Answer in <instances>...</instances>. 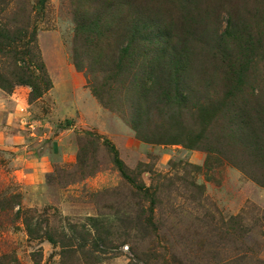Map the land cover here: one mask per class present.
I'll list each match as a JSON object with an SVG mask.
<instances>
[{
  "label": "rangeland",
  "instance_id": "374dc122",
  "mask_svg": "<svg viewBox=\"0 0 264 264\" xmlns=\"http://www.w3.org/2000/svg\"><path fill=\"white\" fill-rule=\"evenodd\" d=\"M133 19L171 34L189 63L157 89L193 103L133 115L111 77ZM40 66L52 88L30 100L14 75L42 89ZM0 77L52 166L38 184L0 146V264H264V0H0ZM74 225L88 262L47 238Z\"/></svg>",
  "mask_w": 264,
  "mask_h": 264
},
{
  "label": "trees",
  "instance_id": "16d2710c",
  "mask_svg": "<svg viewBox=\"0 0 264 264\" xmlns=\"http://www.w3.org/2000/svg\"><path fill=\"white\" fill-rule=\"evenodd\" d=\"M42 1L45 2L46 0ZM147 22L143 23V25L147 26ZM130 24L131 27L128 31V34L125 36V40L123 41V48L121 51L119 50V56L116 60L117 62L113 64V69L110 70L114 74V76L111 74V77L116 76L118 82L123 83L126 86H134L132 88L133 93H135L134 96L137 94L136 97L138 102L142 103L143 107L140 106L139 103H136V105L133 106V115L138 116L137 119H141V115H143V113L146 111L145 104L148 102H152L156 105L157 103H165L167 100L171 99L173 100L171 103H179L180 105L193 103L194 98H190V96L184 97L183 92H169L165 90L159 91L157 89V86L161 85V83L157 85L156 72H163L165 78L167 79V84H178L183 80L181 75L183 72L186 73L189 63L187 59H183L176 53L172 52L171 54V51H173L175 48V52H178L177 45H173L171 42V34L168 33L167 35L166 33H163L162 37L161 30L152 27L146 29L141 23H137V19H133V22ZM90 32L91 34L95 33L92 31ZM12 40L17 41V36L12 38ZM30 55L32 58H36L34 54ZM74 61L76 66L77 64L79 65L77 59ZM38 68L41 71L40 83L44 86V88H42L43 90L35 84L33 81V75L27 73H19L14 75L17 76V79L20 83L31 86L32 92L30 94V100H37L41 98L43 94L52 88V82L45 70V67L40 66ZM85 69L93 70V68H89V66H86ZM90 75H92V78H90L92 80L93 74ZM94 80H96V78H94ZM5 83L9 85L5 79L3 80L0 77V89H3L5 92H10L9 89H7L8 86H6ZM93 93L103 104L107 106V103L103 98L102 90L100 92L96 88H93ZM205 103L201 104L197 108H194L203 112L207 110ZM116 163L120 167V170H122L123 167L121 161L117 160ZM79 230H85L86 233L84 234L82 232L83 235H79ZM28 232L30 235L34 234V230L30 227H28ZM90 235L91 233L87 234L84 225H74L73 236L68 237L65 234H62L61 236L59 235V237L54 238L53 236L47 234V238L50 242L59 244V247L62 248L64 253L71 254L78 252L80 256L88 262L95 255L94 253L98 251V243H94L95 241L91 242L93 245L95 244L94 247H92L94 250L86 248L90 243ZM100 241L102 244H104L106 243V238L103 237V239L101 238ZM130 264L136 263L131 262Z\"/></svg>",
  "mask_w": 264,
  "mask_h": 264
},
{
  "label": "crops",
  "instance_id": "0c3cea01",
  "mask_svg": "<svg viewBox=\"0 0 264 264\" xmlns=\"http://www.w3.org/2000/svg\"><path fill=\"white\" fill-rule=\"evenodd\" d=\"M15 98L16 94L5 96L0 91V146L7 151L15 148L13 155L20 165V172L24 177H29L33 182L41 184L52 166L45 156L39 157L29 150L33 142L25 131L27 127L22 126L27 123V117L24 116Z\"/></svg>",
  "mask_w": 264,
  "mask_h": 264
}]
</instances>
